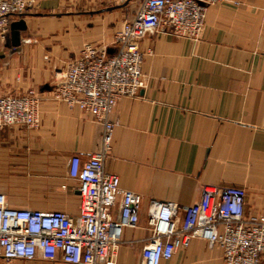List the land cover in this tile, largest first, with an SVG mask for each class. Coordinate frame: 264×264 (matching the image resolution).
<instances>
[{"label":"crops","instance_id":"crops-1","mask_svg":"<svg viewBox=\"0 0 264 264\" xmlns=\"http://www.w3.org/2000/svg\"><path fill=\"white\" fill-rule=\"evenodd\" d=\"M138 8L139 0H39L40 12L65 15L31 17L27 27L35 38L16 42L15 55L0 52V96L36 90L40 98L37 128L0 132V194L11 208L79 212L70 164L100 150L103 126L54 100L53 88L86 44L113 53L117 30ZM140 50L144 86L110 115L105 170L120 178L122 190L143 198L140 224L124 231L114 264H142L151 200L189 207L199 204L204 186L240 187L248 193L246 213H264V0L209 6L198 43L159 33ZM121 204L119 197L116 219ZM162 264L225 263L218 246L194 239Z\"/></svg>","mask_w":264,"mask_h":264},{"label":"built area","instance_id":"built-area-1","mask_svg":"<svg viewBox=\"0 0 264 264\" xmlns=\"http://www.w3.org/2000/svg\"><path fill=\"white\" fill-rule=\"evenodd\" d=\"M225 0H139V8L115 34L113 53L86 44L53 88V99L92 114L103 126L100 150L82 161L73 157L69 175L79 183V212L13 209L0 194V264L60 261L64 264H114L126 229L140 224L143 198L121 189L120 178L106 172L114 124L110 115L120 99L136 98L144 86L140 43L167 33L198 43L207 8ZM39 0H0V42L14 22L36 10ZM39 93L0 96V132L8 127L37 128ZM247 190L204 186L195 206L151 200L142 264H162L194 239L218 246L225 264H261L264 213L247 214ZM122 198L119 218L112 211Z\"/></svg>","mask_w":264,"mask_h":264},{"label":"rangeland","instance_id":"rangeland-1","mask_svg":"<svg viewBox=\"0 0 264 264\" xmlns=\"http://www.w3.org/2000/svg\"><path fill=\"white\" fill-rule=\"evenodd\" d=\"M75 1H73L72 3H74ZM65 15V12H62V13H59V14H56V13H52V12H40V10L37 8L36 10H34L32 13L28 14L25 16V18H23V20L26 22H28V24H30V18L31 17H57V16H64ZM31 26V25H30ZM17 36H19V40L18 42L22 39H27V38H35V34L31 31V29L29 30L28 27H27V30L26 31H22V32H18L16 34ZM8 37H11L13 38V34L11 33ZM3 49V50H2ZM0 52H2V54H17V49H16V46H15V43L14 41H10V44L8 45H5L3 46V48L0 49ZM12 56V55H10Z\"/></svg>","mask_w":264,"mask_h":264},{"label":"water","instance_id":"water-1","mask_svg":"<svg viewBox=\"0 0 264 264\" xmlns=\"http://www.w3.org/2000/svg\"><path fill=\"white\" fill-rule=\"evenodd\" d=\"M26 30H27V24L23 20V18L20 19L19 21L14 22L12 24L11 33L13 34V41H14L15 44H16V42L18 43V40H19V36H17L16 34L18 32H22V31H26ZM109 52L112 53V51H109Z\"/></svg>","mask_w":264,"mask_h":264}]
</instances>
